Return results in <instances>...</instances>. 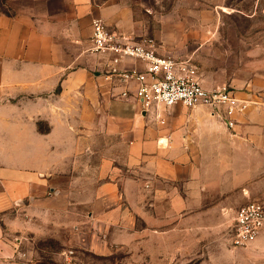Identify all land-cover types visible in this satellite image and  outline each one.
<instances>
[{
    "label": "crops",
    "instance_id": "0c3cea01",
    "mask_svg": "<svg viewBox=\"0 0 264 264\" xmlns=\"http://www.w3.org/2000/svg\"><path fill=\"white\" fill-rule=\"evenodd\" d=\"M98 19L136 40L155 36L122 0H0V215L20 208L30 219L67 221L79 232L76 224L87 211L89 228L110 233L113 207L124 206L117 210L125 224L120 219L114 236L124 244L144 236L126 222L131 207L140 213L147 192L155 206L152 220L168 223L192 222L196 213L205 219L206 207L238 201L241 189L264 198V90L255 81L264 65L256 66V52L248 53L246 76L225 78L249 103L230 132L222 107L145 110L138 83L111 75V69L144 70L146 63L114 64L113 54L93 52ZM158 39L160 55L191 60L184 46L191 36L178 46L163 35ZM113 139L124 151L119 159L111 156ZM84 153L87 171L81 174ZM150 232L155 239L178 234ZM183 235L191 249L187 262L250 264L257 253L264 264V230L248 248H234L224 236L204 246L191 229ZM213 248L221 257L212 256ZM161 252L157 241L155 253Z\"/></svg>",
    "mask_w": 264,
    "mask_h": 264
},
{
    "label": "rangeland",
    "instance_id": "374dc122",
    "mask_svg": "<svg viewBox=\"0 0 264 264\" xmlns=\"http://www.w3.org/2000/svg\"><path fill=\"white\" fill-rule=\"evenodd\" d=\"M122 1L135 10L137 20H141L145 28L155 30V36L150 34L147 37H155L157 44L161 35L176 46L183 45L185 36H191V40L184 44L189 49L185 57L191 59L199 80H205L212 89L229 87L230 83L225 80L227 75L239 73L246 76L248 64H251L248 53L253 50L257 54L256 66L262 68L264 65V0ZM203 25L207 29H201ZM263 74V68L257 69L255 81L264 90ZM229 131L233 132L231 128ZM98 145L103 147L107 143L99 142ZM123 153L113 139L112 158L119 159ZM81 163V174H86V153L81 155ZM147 194L140 213L131 207L133 215L126 222L129 231H145L144 236L129 238L124 244L121 242L123 239L114 237L120 231V226H117L120 219L125 224L123 213L117 210L124 206L112 209V235L109 231L89 228L92 226L86 223L87 211L76 224L79 225V232L67 221L30 219L20 208L0 215V264H155V261L156 264H198L197 259L187 262L191 249L185 247L188 240L183 235L185 229L195 231L198 241H203L204 246H213L223 236V240L230 243L228 230L236 211L252 201L264 202V198L249 197L241 189L238 201L234 199V203L206 207L205 219L200 220L199 213H196L197 218L192 222L168 223L152 220L155 219V206L150 193ZM89 229L94 230L95 235ZM157 229L161 232L172 229L178 234L155 239L150 231ZM157 241L165 248L160 255L155 253ZM168 247H172L173 251L168 253ZM213 249L212 256L221 257L220 248ZM257 256V253L250 255L249 263L259 264L262 259Z\"/></svg>",
    "mask_w": 264,
    "mask_h": 264
},
{
    "label": "built area",
    "instance_id": "2783aa9c",
    "mask_svg": "<svg viewBox=\"0 0 264 264\" xmlns=\"http://www.w3.org/2000/svg\"><path fill=\"white\" fill-rule=\"evenodd\" d=\"M96 53H111L113 63L123 59L140 60L146 63L144 70L111 69V75L123 81H136L137 98L145 110L162 106L166 110L177 105L195 108L206 105L222 107L228 117L230 128L235 126L233 118L247 109L249 103L238 98L234 88L224 86L205 89L198 80L195 67L188 61H177L158 52L155 38L139 40L125 36L98 19L93 25L92 49ZM124 96H127L124 93ZM264 230V202L252 201L239 208L228 230L230 245L245 248L254 243Z\"/></svg>",
    "mask_w": 264,
    "mask_h": 264
}]
</instances>
